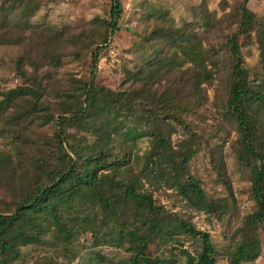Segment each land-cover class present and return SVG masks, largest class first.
Wrapping results in <instances>:
<instances>
[{
    "label": "trees",
    "instance_id": "16d2710c",
    "mask_svg": "<svg viewBox=\"0 0 264 264\" xmlns=\"http://www.w3.org/2000/svg\"><path fill=\"white\" fill-rule=\"evenodd\" d=\"M249 2L221 0L222 16L211 13L202 23L178 25L161 13L141 38L146 41L163 31V47L151 49L144 62L126 71L128 87L113 89L99 83L97 69L110 37L121 28V0L111 1L107 18L97 16L76 28L37 21L42 0L0 1V46L32 51L37 69L46 70L48 80L77 86L51 95L30 80L0 90V126L8 121L52 123L56 142H42L57 153L54 159L47 156L37 162L38 172L19 185L14 204L0 201L1 258L19 244V260L22 247L33 248L43 240L47 224H64L56 239L68 243L80 234L94 240L108 237L129 254L125 264H216L211 234L199 229L192 215L172 213L154 198V192L172 188L191 209L231 221L238 200L223 157L227 138L208 148L224 196L213 198L190 170L201 148L210 146L207 114L227 137L235 131L230 143L249 173V198L255 204L230 236L227 263H251L260 256V244L252 235L255 227L264 225V14L255 15ZM250 32L259 51L254 69L244 66L238 41L239 35ZM67 55L83 63L80 77L58 75ZM210 87L215 90L213 101ZM16 105L18 110H11ZM133 127L152 137L159 150L180 129L183 150L163 169L141 172L138 179L119 176L111 168L125 159ZM140 178L150 189L137 183ZM88 192L101 205L100 222L96 209L89 212L82 206L80 194ZM185 240L196 241L200 248L195 253L183 248ZM90 256V264H98L95 253Z\"/></svg>",
    "mask_w": 264,
    "mask_h": 264
},
{
    "label": "rangeland",
    "instance_id": "374dc122",
    "mask_svg": "<svg viewBox=\"0 0 264 264\" xmlns=\"http://www.w3.org/2000/svg\"><path fill=\"white\" fill-rule=\"evenodd\" d=\"M111 1L42 0L35 19L39 22L51 23L59 28L81 27L97 16L107 18ZM121 2L124 8V15L120 20L121 28L110 37L107 43V54L102 56L97 69L99 83L113 89L128 87L126 71L135 68L136 63L144 62L151 49L157 51L163 47L166 38L163 31L153 33L146 41L141 38L151 31L161 13L174 19L175 24L178 25L187 22L202 23L211 13L217 17L224 13L220 4L221 0H121ZM249 8L255 15H263L264 0H250ZM229 10V8L226 9V11ZM197 29L202 30V27L199 25ZM238 41L244 66L254 69L259 53L254 32L239 35ZM35 61V55L30 50L20 52L16 46H0V90L30 80L51 95L77 88L76 85L65 81L48 80L46 70H38ZM84 70L83 63L77 61L72 55H67L58 70V75L63 77L72 73L80 77ZM208 94L210 101H213L214 87L208 89ZM11 110H18V106L12 107ZM206 121L208 130L205 136L209 139L210 146L201 148L198 155L192 159L190 170L200 179L202 186L213 198L224 196L225 188L212 170L208 148H215L227 138L223 157L238 200L237 211L231 221L229 223L227 220L221 221L191 209L186 206L180 194L172 188H162L154 192V198L159 205L172 213L192 215L196 226L212 236L218 251L216 264H228L227 251L232 243L230 236L240 224L243 215L252 211L255 204L249 198V173L238 162L230 143L236 136L235 131L227 137V133L219 128L218 122L211 115L207 114ZM7 123L0 126V201L12 205L17 200L19 185L32 179L38 172L37 162L47 156L54 159L57 153L55 148L45 147L48 143L56 142L55 127L52 123L44 124L38 121L34 126L31 123L21 125L16 122L8 121ZM3 127L6 130L2 129ZM18 132L22 137H18ZM129 133L133 138L128 143L125 159L111 168L119 176L127 175L138 179L141 172L163 169L183 150L181 142L184 134L180 129L172 135L171 140L162 150L158 149V143L152 137L140 129L133 127ZM42 140H47V143L44 144ZM137 183L150 189L144 178L137 180ZM80 197L82 206L88 208L89 212L93 208L96 209V217L100 222L102 219L100 203L93 199L92 193L89 192L84 195L81 193ZM82 222L84 220H81ZM63 227L64 224L59 228L53 224H47L44 227L43 240L33 244V248L22 247V256L17 261H15V255L20 246L15 244L9 251H4L2 258L0 257V264H90L94 257L90 256V253H95L98 264H125L124 262L128 261L129 254L122 247L117 246L116 241L113 244L109 242L108 237L105 238L102 235L95 240L88 234L71 236L68 243L56 239L54 236L58 232L62 233ZM252 237L260 244L261 254L254 262L246 264H264V225L255 227ZM182 247L195 253L200 248V244L185 240ZM182 262L185 263V261Z\"/></svg>",
    "mask_w": 264,
    "mask_h": 264
}]
</instances>
